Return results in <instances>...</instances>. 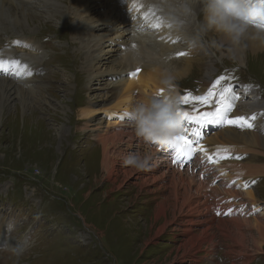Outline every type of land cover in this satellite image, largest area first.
<instances>
[{"label": "rangeland", "instance_id": "rangeland-1", "mask_svg": "<svg viewBox=\"0 0 264 264\" xmlns=\"http://www.w3.org/2000/svg\"><path fill=\"white\" fill-rule=\"evenodd\" d=\"M58 1L37 0L35 4H26L28 24L23 23L25 18L19 16L16 18L21 20L19 25L14 20L4 21L5 18L2 19L3 25H0V44L21 33L27 41L38 47L37 51L31 52L43 72L39 79L33 80L30 92L33 93L30 96L33 106L25 115L18 114V97L5 102V105L9 103V116L2 117L0 114V220L6 225L14 221L10 232L15 243L14 248L2 250L0 264H262L264 245L260 248L256 246L259 235L251 228H235L236 232L230 231L228 234L223 225L220 227L214 223L206 240L198 241V237H204L201 225H207L203 223V215L193 225L183 224L177 215L175 219L178 220L166 226L163 233L157 236V229L164 224L165 219L173 218L170 211L159 220L155 214L158 204L171 191L166 187L169 185L168 176L159 180L158 184L152 181L142 184L138 175L146 172L145 169H138L127 179L126 175H120L114 184L112 180L103 179V150L101 142L94 138V129L98 128L99 122L101 126L102 123L108 124L105 122L106 114L97 111L95 116L87 119L80 113L85 106L103 110L112 102L110 96H114L117 91L118 80L124 78L110 76L119 50L107 38L103 41L104 52L98 53V56L102 55L100 71L98 64L86 69V40L77 39L82 34L80 29L84 22L77 24L72 17L79 0ZM100 1L95 6L102 7L101 14L91 21L95 25L96 18L101 20L102 17L112 16L111 10L104 5L108 0L105 3L104 0ZM60 9L64 13L59 12ZM89 15H94L92 10ZM136 19L137 15L132 17L131 22ZM111 22L115 23L116 20L112 19ZM102 24L104 22L99 21L97 27L91 25L94 35L98 37L95 39L93 36L96 43L104 29ZM126 27L131 41L129 21ZM209 39L225 41V47L220 50L205 49L209 56L200 59V62H195L200 51L194 56L191 73L175 77L180 95H185L186 91L198 92L205 79H208L207 87L210 88L220 76H226L228 79L221 82L217 91L232 85V90L239 93L242 81L253 82L256 99L262 101L259 105L262 106L264 53L250 56L246 65L238 64L228 56V41L216 33H210ZM123 45L122 55L125 50ZM180 64L186 65V62ZM155 87L149 89L148 93L154 91ZM183 106L190 108L197 105ZM30 110H33L32 116ZM214 132L217 129L210 131ZM256 133L264 136L261 132ZM130 139L134 140V146L142 141L133 131L124 141ZM122 147H125L124 143ZM242 148L250 152L247 158L251 153L258 154L251 151L249 145L235 144L230 156H240ZM131 151L128 149V154ZM164 154V159L173 160L170 147ZM246 159L242 161L244 167ZM255 160L264 164V155L260 158L254 156L253 162ZM121 164L118 162L117 166ZM164 165L168 166V163ZM121 167H118L119 171H122ZM151 167L152 161L147 169ZM258 176L261 178L254 184L256 176L248 177L246 172L243 174L247 187L254 189L260 199V202H253L241 195L242 189L233 185L232 190H229L228 182L218 171H208L205 181L211 188L210 197L214 203L210 206L217 219H223L225 226L231 228L237 222L234 219L250 220L252 217L264 222V216H261L264 211V177ZM10 178L13 187L10 194L4 196L12 184ZM160 183L166 188L159 189ZM223 189L224 195L221 194ZM233 190H236V195H230ZM218 204L228 206L230 214L219 217L216 209ZM188 227L192 229L186 232L185 228ZM189 239H193L196 244L194 253L186 252L183 247ZM1 240L2 244L4 238L1 237Z\"/></svg>", "mask_w": 264, "mask_h": 264}, {"label": "bare ground", "instance_id": "bare-ground-1", "mask_svg": "<svg viewBox=\"0 0 264 264\" xmlns=\"http://www.w3.org/2000/svg\"><path fill=\"white\" fill-rule=\"evenodd\" d=\"M44 1L48 2L49 0ZM78 2L80 4L82 3L81 7L78 9V11L74 9L75 14L73 12L72 13L75 16L73 15L72 17L76 19L75 21L77 22V24H81L84 22L83 27L80 29L82 34L81 36H79V38H76L78 40H86L85 49L87 53L85 55L84 61L85 68L90 69L91 67L95 65L97 66L98 64L97 68H99L100 71V63L102 62L100 58L102 55L98 56V53L104 52L105 46L103 45V41L109 38L111 39V45L112 43H114L113 45H115L119 50L118 56L116 57V60L114 62V67L112 70L113 72L110 76L112 77V75H114L113 73L115 72H120V76H130V79L126 77L122 79L120 78L118 80V83L116 85L117 91L115 92L114 96H110V99L113 100L111 103H109L106 108H104L105 110H101L95 107L91 109L85 106L82 108L80 113L84 118L87 119H91L93 116H95L97 114V111H100L101 113H104L103 111H105L106 115H110L107 117H110V122H108L107 120L108 124L104 125V123H102L101 126V122H99L97 126L98 128L94 129V138L101 142L103 150V179L107 178L109 180H112L114 184L118 181L120 175H126V179L129 178L131 174H134V172L138 169L124 164V158L128 155L127 150L131 149L132 151L130 153L137 151L143 153L147 151L151 153L153 157L152 167L151 169H145L146 173L144 175L139 174L138 180H141L142 184H146L150 181L154 182L155 184H158L157 182L159 180L166 179V177L168 176L169 185L166 186L168 184L167 182L165 186L171 190L169 195L166 196L165 200H161V202L158 204L157 208L155 209V214L156 219L159 220V218H161L162 216L168 215V212L170 211L173 215V218L170 220L168 218L165 219L164 224H162L157 229V236L163 233L162 231L165 230L166 226H169V224H172V222L178 220L175 219L177 215L181 217L180 219H182L183 224L185 225H193V223L197 221L196 219L200 218L203 215L205 218L203 220V223L207 225H201L203 226L204 237L203 239H201V237L197 238V240L200 242L201 240L203 242L204 240H206L209 234V230H211V224L217 223V225L220 227L223 225L224 229H227L228 234L230 231H235V228H237L238 230H242L243 227L251 228L252 230H255L259 235V243L256 242V246L260 248L261 245H264V222L259 221L260 218L252 217V219L250 220L234 219L237 222H235L231 228L229 226H225V222H223V219H217V216L214 214L213 209L210 206L213 203V198L210 197L211 188L208 182L205 181L208 171L216 170L220 173V176L228 182L227 188L229 190H232V186L234 185L236 186V188H240L243 190V192L241 191V195L247 200H252L253 202H260V199L257 197L254 189L245 187L246 183L243 181V174L246 172L248 177L256 176L257 179L255 180L254 184H257V182L261 178L258 175L264 177V164L261 161H259L258 163V161L256 160L253 162L254 156L260 158V156L264 155V136H260L256 133L261 132L264 135V104L262 106H259L262 101L258 102V99H256V94L250 89L242 88L240 93L233 92V94L238 97V99L233 101L234 109L230 115H245L247 117L256 115L254 123L252 122L254 126L251 129H241L236 126H225L222 124L215 123H209L202 126L200 128L201 137L198 141V146H202L205 151H197L192 157L185 159L183 163H176L174 162V160H171L169 158H163V155H165V151H162L161 149L166 148L168 146L171 147L169 144H165V146L156 150L151 145L141 141L139 142V144L136 145V149V146H134V140L130 139L124 141L126 136L128 137L129 134H132V131L134 133L135 131L131 121L127 122L130 125L125 122L127 121V119H125L126 117L123 113H125L126 110H130L133 103L137 99H140L144 95L148 94L149 89L159 84L161 73L165 69L171 70L174 77L179 78L181 76H184L186 74L188 75L189 73H191L190 69L191 67H193V58L199 51V57L195 60V62H200V59L204 60V58L209 55L208 53L206 54L205 50H191L187 46H184L182 41L178 40L173 35V33L165 27V25L163 24V16L160 11H158L157 8H153L151 6V4H154L156 0H108L104 5L109 8V11L114 8L116 10V13L114 15L111 14L112 16H108L106 18L102 17L101 20H98L96 18V25L91 23V21L95 19V16L89 15V12L85 9L83 3L84 0H79ZM35 3H37V0H0V25H3L4 23L2 20L3 18L6 19L4 21L14 20L16 22L15 24L19 25L21 24V20H17L19 16L25 18V20H23V23L25 22L26 24H28L27 21H29V14L25 9V5ZM15 5H21V7ZM59 12L64 13V11L61 9L59 10ZM110 12L112 13V11ZM137 13L140 14V18L142 16L146 19L147 26L140 25V27H136V24H138L139 21V17L135 23H131L132 17L136 16ZM13 15H15L16 17H14ZM125 16L127 19H125ZM112 19H115L116 22L112 23ZM99 21L104 22V24H102L104 29L101 36L99 37V41H97L96 43V40H93V36L95 35L94 30L91 29V25H94L93 28L97 27ZM128 21L130 22L132 31L131 41L128 35V28L126 27ZM157 22H160L162 24L160 28L153 29L150 27V25L153 26ZM252 28L254 29L253 26ZM252 28L250 27L249 34L242 40L240 45L232 46L228 41L230 45L228 47L229 49H231L228 56L229 58L234 59L238 64L246 65L247 59H249L250 56L256 57L264 53V43H262L259 39L254 38L256 32L260 31V29L256 28L254 31ZM77 30H79V28H77ZM134 32H137L138 35L134 36ZM77 34L78 31L75 33V36H77ZM22 37L23 35L21 33L17 34L14 37H11L9 40L4 42L2 46L4 49L0 47V51L4 52L2 57L5 58L14 59L11 54L16 52L24 56V59L27 62L31 61L32 63L33 61L32 64L34 66L31 68L33 75L30 76V78H33L35 76V73H38L39 70L37 68L38 63L35 60L36 57L31 51H37L38 47L29 42V40L27 41L26 37ZM111 37H113L114 39H112ZM219 37L223 40H226V38H224L220 34ZM97 38L98 37L95 36V39ZM16 41L21 42L20 45L22 47L26 46V51L21 48L16 49V47L14 46L18 44L15 43ZM24 43H26V45H24ZM121 44H124L123 46L126 47L123 52V55L122 49L120 48ZM133 45L135 46L133 47ZM111 49L113 50L112 47H110V50ZM178 52H185L187 54L183 56H178ZM183 62H186V65L180 64ZM163 63L165 64L163 65ZM138 66L144 67L141 73L137 74L136 76L130 75V73L135 71V68H137ZM153 67L155 68L153 69ZM10 77L12 80L9 79ZM212 78L213 77H211L210 80ZM15 81L18 82V78H16L13 74L5 71H0V110L2 111L0 112V114L2 115V117L10 115L8 110L9 103L5 105V102H9L14 97H18L19 100L17 107L19 115H25L27 110H29V108H32L33 106V102H31L30 100V96L32 97L33 95V93H30L32 90L24 91L25 81L18 82L22 83L21 88L16 86ZM208 83V79H205L203 81L199 94H203L208 90L204 86ZM159 86H156L154 90ZM119 89H121V91H119ZM250 99L253 100L251 101ZM22 105L26 108L22 107ZM213 107V105L196 106V108H198V110L201 112L212 110ZM193 108L194 107H190L185 111L191 112ZM118 110H120V116H122L121 119H118L116 117L112 118L113 114L111 115V113ZM31 111L33 110H30L29 114H31L32 116ZM1 120L2 119H0V121ZM107 128L110 129L105 130ZM195 128V124L185 123V129H189L188 135L193 140L197 139L192 134V130ZM207 128L209 130L208 132L205 131ZM214 128H218L217 132L210 133V130ZM123 143L125 147H122ZM235 144L249 145L251 147V151H255L258 154L256 155L251 153V156L247 158V155L250 152H247L244 148H242L243 151L240 150V157H242V159H237V156H228L227 158L219 159L216 162H212V160L209 159V157H215L217 146H227L230 148V150H234ZM244 159H246L245 167L242 165V161ZM120 161L123 165L120 163ZM118 162L121 165L117 166ZM164 163H168V166H166L167 164L164 165ZM124 165L126 167H124ZM120 166H122V171H119L118 169V167ZM164 168L165 171H163ZM198 169H200L199 172L197 171ZM163 182L165 183L166 181ZM158 186L161 187L159 189L166 188L161 185V183ZM213 190H215V188ZM224 193L225 190L223 189L221 194L224 195ZM230 195H236V190L230 191ZM169 199H171L170 202ZM219 201L221 202V200ZM216 209L219 212V217H223L226 214H230V209L228 208V206L223 207L218 204L216 205ZM261 216H264V211L261 212ZM185 229L187 232L192 228L188 227ZM244 231L246 230L244 229ZM237 233H239V231ZM13 243L14 242L12 238H5L6 245H11ZM195 246L196 244L194 243V240L189 239L185 242L183 247L186 252L194 253L196 250L194 249Z\"/></svg>", "mask_w": 264, "mask_h": 264}, {"label": "clouds", "instance_id": "clouds-1", "mask_svg": "<svg viewBox=\"0 0 264 264\" xmlns=\"http://www.w3.org/2000/svg\"><path fill=\"white\" fill-rule=\"evenodd\" d=\"M153 6L162 14L165 27L191 50L223 49L224 42L209 39L210 33L220 34L232 46H238L251 26L260 29L254 38L264 43V8L255 0H156ZM254 10L259 12L255 18ZM159 84L125 112L136 136L146 144H168L185 130L183 102L171 70L161 73ZM152 159L151 153L137 151L129 153L124 164L147 169Z\"/></svg>", "mask_w": 264, "mask_h": 264}, {"label": "snow or ice", "instance_id": "snow-or-ice-1", "mask_svg": "<svg viewBox=\"0 0 264 264\" xmlns=\"http://www.w3.org/2000/svg\"><path fill=\"white\" fill-rule=\"evenodd\" d=\"M255 3L264 8V0H255ZM259 15L257 10L253 11V18ZM147 18V16H146ZM156 28H160L162 24L157 22L153 25ZM15 43H19L16 41ZM135 45H133L134 47ZM185 52H178V56L186 55ZM11 69L12 74L17 77L27 78L33 75L31 68L27 64H21L20 61L12 59L5 60L0 58V71L8 72ZM140 69H136L130 75L136 76ZM228 79L226 76H220L215 83L203 94H194L191 91H186L185 95L181 96L183 104L194 105H213V109L209 111H199L194 107L192 111H183V117L185 123H193L196 128L192 130V134L197 138L193 140L189 137V129H185L182 135L175 137L168 144L173 149V160L176 163H183L185 159L192 157L197 151H205L202 146H198V141L201 137L200 128L209 123L222 124L225 126H236L241 129H251L254 125L252 121L256 119V115L247 117L245 115H230L233 112V101L238 99L233 94L232 85L217 88L221 85V82ZM127 117V114H124ZM231 155V150L227 146H217L215 157H209L212 162H216L219 159H225ZM240 159V156L236 157ZM248 185L245 184V187Z\"/></svg>", "mask_w": 264, "mask_h": 264}, {"label": "crops", "instance_id": "crops-1", "mask_svg": "<svg viewBox=\"0 0 264 264\" xmlns=\"http://www.w3.org/2000/svg\"><path fill=\"white\" fill-rule=\"evenodd\" d=\"M255 263V262H254ZM262 264H264V262H262Z\"/></svg>", "mask_w": 264, "mask_h": 264}]
</instances>
